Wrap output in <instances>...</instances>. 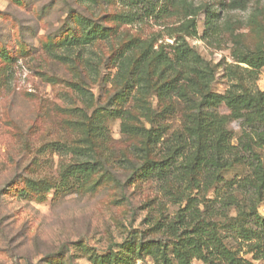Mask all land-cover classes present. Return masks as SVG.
Here are the masks:
<instances>
[{"label":"rangeland","instance_id":"rangeland-1","mask_svg":"<svg viewBox=\"0 0 264 264\" xmlns=\"http://www.w3.org/2000/svg\"><path fill=\"white\" fill-rule=\"evenodd\" d=\"M79 20L92 41H75L87 34ZM176 42L209 67L207 90H188L165 61ZM121 54L148 57L145 87L133 66L118 79ZM248 89L264 91V0H0V264H158L179 234L195 236V210L262 264L249 246L258 227L228 202L246 204L243 184L256 183L245 146L263 157L256 126L206 97ZM210 142L220 152L202 159ZM82 147L97 171L75 172ZM254 198L264 218V189Z\"/></svg>","mask_w":264,"mask_h":264},{"label":"trees","instance_id":"trees-1","mask_svg":"<svg viewBox=\"0 0 264 264\" xmlns=\"http://www.w3.org/2000/svg\"><path fill=\"white\" fill-rule=\"evenodd\" d=\"M214 15V12L208 13V19L205 23L206 29L210 28L213 32L219 27V24L214 22ZM250 21H254V18ZM79 22L83 25V32H87V34H84L75 41H92L95 37V33L90 29V24L82 20H79ZM72 41L74 40H66L65 43L71 44L73 43ZM172 49V61L166 59L165 61L169 64L173 63L176 65V67L187 76L188 90L193 93L207 90L212 76L206 63L198 57L192 48L183 42H176ZM133 57V55L127 56L125 54L119 56L117 77L118 79H122L133 66L134 69H136V81L140 87H145L148 57L145 54H142L136 60L133 59ZM247 62L255 66L254 62ZM75 90L82 96L84 102H91L92 94L90 93L89 96H86V91L81 85H75ZM183 91L181 87L170 88L162 86L160 95L165 97L169 96L171 93L175 95H184ZM206 97L212 102L223 101L232 109L235 117H241L243 119L244 124L250 127L256 126L254 129L250 130L249 136L251 137V143L264 151V91L248 89L240 93L229 91L223 95H207ZM213 143L214 142H210L203 146L198 145V152L202 153V159H205L207 154H211L212 149H214L216 155L219 154L220 149ZM245 146L250 153V158L246 157V160L252 168L253 180L256 183L253 185L249 182L243 184L246 194L248 195V197H246V204L240 205L234 197H229L228 202L234 205L237 218L242 217L248 219L253 225L258 227L257 229H259L258 233L260 236H256V238H259L260 241L257 240L256 243L250 244L249 246L254 248L255 253H258V258L262 259V264H264V218L258 214V199L254 198V193H258L259 189H264V155L261 158L249 144L246 143ZM81 149L89 158L78 162L75 172L91 173L97 171L98 163L93 157L92 151L87 147H82ZM207 149H211L210 152H206L208 151ZM216 157L211 156L207 160L210 163H214ZM155 167L156 166H154V168ZM183 211H185V209ZM197 211L198 210H195L194 213L192 212L194 217L197 218V223L191 231V234L195 236L186 237L179 234V246L172 249L174 260L162 254L160 255L158 264H172L173 261L175 264H191V259L193 257L200 259L206 264H254L251 260L240 256L235 250L228 247L220 238L216 226L212 222L200 218ZM237 229L240 231L242 238L250 240L248 230L242 226H238ZM255 233L256 232L253 234ZM160 260L162 261L160 262Z\"/></svg>","mask_w":264,"mask_h":264}]
</instances>
